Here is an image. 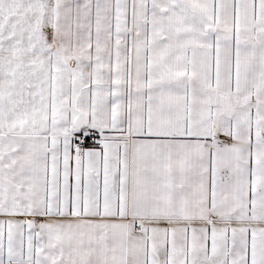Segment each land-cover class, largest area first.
Wrapping results in <instances>:
<instances>
[{"label": "snow or ice", "instance_id": "obj_1", "mask_svg": "<svg viewBox=\"0 0 264 264\" xmlns=\"http://www.w3.org/2000/svg\"><path fill=\"white\" fill-rule=\"evenodd\" d=\"M0 264H264V0H0Z\"/></svg>", "mask_w": 264, "mask_h": 264}]
</instances>
